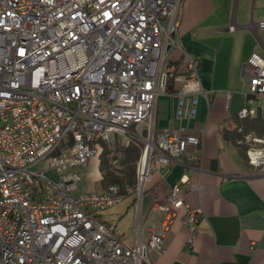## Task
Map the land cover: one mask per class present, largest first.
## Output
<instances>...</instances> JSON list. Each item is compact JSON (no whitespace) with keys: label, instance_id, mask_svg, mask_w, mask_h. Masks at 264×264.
<instances>
[{"label":"built area","instance_id":"1","mask_svg":"<svg viewBox=\"0 0 264 264\" xmlns=\"http://www.w3.org/2000/svg\"><path fill=\"white\" fill-rule=\"evenodd\" d=\"M181 2L0 0V264H155L149 252L165 250L180 209L185 224L196 225L183 179L154 203L160 227L145 241L126 242L93 214L131 193L140 200L154 173L200 145L197 135L154 128L159 94L177 96L178 117L208 99L195 59L174 35ZM174 47L183 72L169 61ZM243 70L239 117L264 100V55L252 52ZM114 139L141 149L134 186L78 193L75 167ZM242 143L247 162L264 170V137L245 134ZM194 237L191 230L188 245Z\"/></svg>","mask_w":264,"mask_h":264},{"label":"crops","instance_id":"2","mask_svg":"<svg viewBox=\"0 0 264 264\" xmlns=\"http://www.w3.org/2000/svg\"><path fill=\"white\" fill-rule=\"evenodd\" d=\"M236 1L182 0L177 13L175 38L195 59L201 83L209 90L208 99L198 98L193 116L178 117L177 96L159 94L154 128L197 135L200 145L188 147L166 169L154 173L140 200L132 194L119 202L126 214H131L132 205L129 221L135 229L132 235L128 229L117 234L128 243L136 238L145 241L152 229L160 227L154 203L166 200L172 184L183 179L184 201L197 210V222L195 226L185 224L180 209L166 233L165 250L149 252L155 264H264V170L247 162L242 143L245 134L264 137V100L254 113L238 116L248 90L243 65L252 52L264 55V25L259 24L264 19L236 22ZM232 23L234 29L228 30ZM180 48L170 49L169 61L183 72ZM91 162L88 165L96 172L88 181L79 171L88 165L75 167L81 175L78 193L106 188L101 183L99 160ZM118 210L113 212L120 217ZM100 220L117 227L114 218ZM191 230L195 237L188 245Z\"/></svg>","mask_w":264,"mask_h":264},{"label":"rangeland","instance_id":"3","mask_svg":"<svg viewBox=\"0 0 264 264\" xmlns=\"http://www.w3.org/2000/svg\"><path fill=\"white\" fill-rule=\"evenodd\" d=\"M248 1H250V2H248ZM234 5H235V3H234ZM235 13L237 16L236 22H239L241 19H245V20H247V22H249L250 20L257 22L260 18L264 19V0H247L246 3H244L242 0H239L238 2L236 1ZM260 35H261V33H260ZM116 142H118V144H116ZM121 145L122 144L117 139H116V141L105 142L104 144L101 143L100 153L97 156H95V158L90 157L87 160L86 165H88V163L91 162V159H93V162H94V160H99V163L101 161L103 162V159L104 160L106 159L105 165L107 167L110 166L109 169H110L111 173H113L117 177L126 176L128 171H129V167L126 163L122 162L123 156H122V151H121L122 150ZM104 147L106 149L105 152H103ZM112 159H118V163L120 165L119 169H116V167H114V166L111 168ZM79 171L82 173L83 178L86 181H88V178L90 179V176H93V174L96 172V168L93 167V169H91L90 165H88V167L80 168ZM110 183H113V182L106 183V185H108ZM132 194H135V193L128 194L124 198V200L126 201L127 198L130 197L129 195H132ZM130 207L131 208L129 210H130L131 214L130 213L126 214L125 208L123 209V206L120 203H118L112 207H109V208L97 209L96 211L93 212V214L98 219H100V217L103 219H109V220L111 218H114L115 219L114 222L115 221L118 222L116 229L114 227L116 232H121V230L128 229L127 231H129V233L132 235V232L135 229L134 228L135 223L132 224V222L129 221V220H131L130 215L132 216V210H133L132 205H130ZM115 209H119L118 211L122 214L121 216L119 215L120 217H118V214L116 215L115 212H113Z\"/></svg>","mask_w":264,"mask_h":264},{"label":"trees","instance_id":"4","mask_svg":"<svg viewBox=\"0 0 264 264\" xmlns=\"http://www.w3.org/2000/svg\"><path fill=\"white\" fill-rule=\"evenodd\" d=\"M113 141H116L114 139ZM105 142H102L104 144ZM118 144V142H116ZM122 144V143H121ZM123 145V144H122ZM121 145V151H122V162L126 163L129 167V171L126 176L123 177H117L113 173H111L109 167L106 166V159H103V162L101 161L99 164V170L101 173V183L106 186V183L113 182L118 183L121 187H124V185H130L134 186L135 180H136V166L137 162L139 160L141 149L139 146L135 144H128V145ZM106 146V145H105ZM105 147L103 148V152H105ZM127 183V184H126Z\"/></svg>","mask_w":264,"mask_h":264}]
</instances>
